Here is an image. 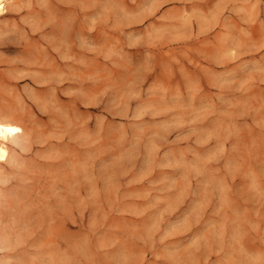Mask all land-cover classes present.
I'll use <instances>...</instances> for the list:
<instances>
[{"label":"rangeland","instance_id":"rangeland-1","mask_svg":"<svg viewBox=\"0 0 264 264\" xmlns=\"http://www.w3.org/2000/svg\"><path fill=\"white\" fill-rule=\"evenodd\" d=\"M0 121V264H264V0L10 1Z\"/></svg>","mask_w":264,"mask_h":264},{"label":"bare ground","instance_id":"bare-ground-1","mask_svg":"<svg viewBox=\"0 0 264 264\" xmlns=\"http://www.w3.org/2000/svg\"><path fill=\"white\" fill-rule=\"evenodd\" d=\"M10 1L13 0H0V14L6 10L7 4ZM5 123L6 122H4V124ZM11 136V133L2 125L0 121V163H3L8 159V142L11 140Z\"/></svg>","mask_w":264,"mask_h":264},{"label":"snow or ice","instance_id":"snow-or-ice-1","mask_svg":"<svg viewBox=\"0 0 264 264\" xmlns=\"http://www.w3.org/2000/svg\"><path fill=\"white\" fill-rule=\"evenodd\" d=\"M10 131H14V130L10 129Z\"/></svg>","mask_w":264,"mask_h":264}]
</instances>
